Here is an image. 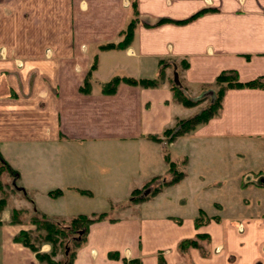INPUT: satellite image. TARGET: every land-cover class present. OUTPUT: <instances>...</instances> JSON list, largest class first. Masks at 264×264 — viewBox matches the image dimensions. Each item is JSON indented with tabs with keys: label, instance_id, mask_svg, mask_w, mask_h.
I'll use <instances>...</instances> for the list:
<instances>
[{
	"label": "crops",
	"instance_id": "crops-1",
	"mask_svg": "<svg viewBox=\"0 0 264 264\" xmlns=\"http://www.w3.org/2000/svg\"><path fill=\"white\" fill-rule=\"evenodd\" d=\"M137 9L131 41L100 48L122 39L129 0H0V152L21 192L0 212V264H43L14 239L24 223L11 221V208L31 206L62 217L107 212L71 264H264V87H229L209 120L168 142L162 134L207 104L174 98L170 63L188 62L182 87L192 98L223 69L264 75V0H137ZM162 58L157 85L121 80L102 91L115 75L157 76ZM166 151L183 176L134 201L133 189L167 175ZM200 209L210 218L196 226ZM197 232L210 239L181 252Z\"/></svg>",
	"mask_w": 264,
	"mask_h": 264
},
{
	"label": "trees",
	"instance_id": "trees-1",
	"mask_svg": "<svg viewBox=\"0 0 264 264\" xmlns=\"http://www.w3.org/2000/svg\"><path fill=\"white\" fill-rule=\"evenodd\" d=\"M131 18L129 19L126 27L121 30V34L123 35L122 39L117 42H106L99 45L100 48H114V47H125L130 41L133 36L134 28L138 22V9H137V0H131ZM212 8L206 7L202 8L190 16L183 18V19H170L163 17L158 22H164L167 20L175 21V22H185L187 20H191L194 17L198 16L204 11L210 10ZM97 63V57L95 56L89 70L83 80V83L80 85V89L84 92H88L91 87L90 77L91 72L95 68ZM159 73L155 77H140L135 78L132 76H120L115 75L112 78H110L107 81H104L101 83V89L103 92L106 93H112L115 91L117 84L124 80L126 82H129L131 84H141L144 86H153L157 85L161 81H164L166 79V67L169 65V61L167 59H160L159 60ZM182 67H186L188 65V62L185 60H182L181 62ZM216 83L219 84V88L216 92V95L214 98H212L210 101L207 102L205 106H203L199 111L192 114L191 116L184 117V118H178L175 122V124L171 127H166L162 134L165 136V139L168 141H171L174 139L177 135L182 134L186 131H189L190 129L194 128L197 124L201 122H205L209 120L211 117L216 115L222 104V97L225 92V90L229 87H243V86H250V87H264V75H259L257 77L248 79V80H241L239 78L238 72L236 69L228 68L221 70L216 76L215 80ZM170 85L173 90V96L176 100L182 102L185 105H194L201 101L200 98H192L189 95L186 94L184 88L180 86L179 84L175 83L173 80L170 79ZM152 137L158 138L156 134L151 135ZM165 160L168 163V172L171 174L168 178L162 179L158 183H154L151 186V183H153L157 176L152 177L150 180L145 182L143 187L141 188H135L132 191L133 194V200L137 201L142 198H149L150 196L156 194L163 185L171 184L176 181H178L184 174V172L178 168L177 161L171 159L170 154L168 151L164 154ZM7 170L9 173L13 174L15 176V179L18 176V171L11 166V164L5 159V157L0 152V173L2 170ZM10 186L8 183L3 182V180L0 179V212L5 207V205L8 204L7 200V193L5 187ZM151 186V187H150ZM11 187H16V184L11 185ZM145 188H149L148 192H144ZM60 190H51L49 191L50 194H58ZM89 192V191H87ZM23 210L20 207H12L11 208V221L13 222H23V219L20 215H18L19 211ZM28 211V209H24ZM107 216V212H93L90 214L87 213H77L75 215H72L69 217L68 221L70 223V228L61 225L56 218H60L58 216H50L38 209H34L32 213L28 216L30 219V222L32 224H35V228L40 231V234H37L38 237L41 238V240H48L52 243L51 251L50 252H41L33 243L32 235L30 230L25 228H21L15 235L14 239L15 241L21 242L22 244L30 247L35 251L36 257L40 261H46L50 264H71L73 261V258L76 253V249L79 245H81L87 237V233L89 230V226L92 222L96 220H100ZM210 217L206 216L204 211L201 209L199 210V213L194 218V223L196 226H199L203 222H206L209 220ZM214 218L218 219V216H215ZM64 220V218L62 217ZM75 229L77 231L76 235L72 236L71 242H70V248L66 252V258L62 259L61 261H53L51 258L52 254H55L57 252L56 243L59 239V236H64L67 230ZM208 237L206 233L197 232L194 237H185L181 239L178 243V248L181 252H184L189 246H196L201 247V242L198 241L201 237Z\"/></svg>",
	"mask_w": 264,
	"mask_h": 264
},
{
	"label": "rangeland",
	"instance_id": "rangeland-1",
	"mask_svg": "<svg viewBox=\"0 0 264 264\" xmlns=\"http://www.w3.org/2000/svg\"><path fill=\"white\" fill-rule=\"evenodd\" d=\"M131 8H132L131 0H129V11H131ZM137 17L139 19V13H138ZM174 62L175 63H170V65H173V67L175 66L173 68V70H172V73H171L172 74L171 80H173L175 83L179 84L180 86H183L182 76H181V71H182L181 66L182 65H180V62H178V60L174 61ZM179 66H180V68H179ZM218 88H219V84L216 83L215 81H213V83L201 85L200 89H199V96L197 98H200L201 100H205L204 103H207L208 101H210L212 98L215 97ZM177 165H178V168L180 169V167H181L180 165L181 164H180L179 161H178ZM170 175L171 174L168 172L167 175H165V176H162V175L157 176L156 180L153 183H151V186L154 183L160 182L163 178H168ZM0 179L3 180V182L8 183V185H10V186H7V187L4 186L6 188V190L8 191V193H7V200L8 201L9 200L13 201V196H15V198L21 196V194H19L21 192L17 188L18 185L16 183V179H15V176H13V174L9 173L7 170L4 169L0 173ZM13 184H16V187H14V188L11 187V185H13ZM17 190L19 191V193L17 192ZM148 190H149V188H145L144 192L147 193ZM204 200H206V199H204ZM121 203H122V201H121ZM160 203L165 204V202L163 200H161ZM20 208H22L23 210L19 211L18 215H20L21 218L23 219L22 223H24V228L28 229V231L30 230L31 235H32V240H33V243L35 244V246L41 252H50L51 251V247H52V243L50 241H48V240H41V238L37 236V234H40L41 230L36 229L35 228V224H32L30 222V219L28 218V216L33 211V207L31 206L30 208H28V207H20ZM115 208H118V206L115 207ZM190 208H191V205L187 204V205H185V208L182 209V211L188 214L189 211H190ZM24 209H28V211H26ZM58 217H60V218H56V220L61 225H65V226L70 228L71 225H70V223L68 221L69 217H63L64 220L62 219V216H58ZM76 234H77V231L75 229H71V230L68 229L66 231V233L64 234V236H59V239H58V241L56 243L57 252L55 254L51 255V258H52L53 261H56V260L57 261H61L62 259L66 258V252L70 248V242H71L72 236L76 235ZM209 239H210L209 236L208 237L203 236V237L199 238L198 241L199 242H201V241H205L206 242ZM44 244H48L49 248L48 249H44L43 248ZM41 262L43 264H50V263H48L46 261H41Z\"/></svg>",
	"mask_w": 264,
	"mask_h": 264
}]
</instances>
